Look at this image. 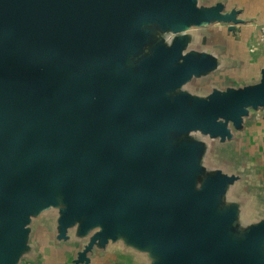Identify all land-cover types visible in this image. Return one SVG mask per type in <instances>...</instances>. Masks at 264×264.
Here are the masks:
<instances>
[{"label": "water", "instance_id": "obj_1", "mask_svg": "<svg viewBox=\"0 0 264 264\" xmlns=\"http://www.w3.org/2000/svg\"><path fill=\"white\" fill-rule=\"evenodd\" d=\"M223 9L222 3L198 8L194 0H0V50L13 47L23 61L49 57L78 73L103 71L124 63L140 43L145 20L165 26L216 21L236 30L241 11ZM201 58L206 69L219 67L212 52ZM173 59L157 51L137 86L100 77L98 98L76 80L49 85L43 71L0 62V183L6 181L0 264L26 249L29 213L49 207L59 194V240L95 229L76 261L88 263L94 248L124 239L143 252L152 248L156 259L147 255L148 264H264L256 261L264 215L238 245L225 239L224 229L236 220L240 201L230 194V205L213 213L239 175L217 169L194 187L193 147L163 155L150 142L171 128L232 140V129H242L252 110L261 109L264 117V73L259 81L229 85L203 99L190 101L181 93L169 100L164 91L201 68L192 60L172 66ZM124 227L131 233L123 234Z\"/></svg>", "mask_w": 264, "mask_h": 264}, {"label": "rangeland", "instance_id": "obj_2", "mask_svg": "<svg viewBox=\"0 0 264 264\" xmlns=\"http://www.w3.org/2000/svg\"><path fill=\"white\" fill-rule=\"evenodd\" d=\"M237 1L239 0H194V5L198 8H204L216 3H222L224 8L223 11L227 12L235 7ZM237 17L242 18V13L239 12ZM139 31L141 34L140 43L130 49L124 63L119 67L106 69L103 71L78 73L72 71L71 69L65 70V68L58 65L49 57H36L30 59L29 61H23L19 56L18 51L13 47H8L6 50H0V62L2 65H4V67L7 68L19 67L24 71H43L47 75V84L49 85H60L66 79H71L74 81L76 80L80 84H84L88 87L92 98H98L100 96V89L97 86L96 88L94 86L97 82V79L100 77H105L112 85L118 84L121 80H127L131 81L135 86H137L141 83V72L145 68L148 61L155 55L157 51L164 50L174 55L172 66L180 65L185 63L187 60L194 61L195 68L197 65L198 68L199 65L201 66V68L197 69V72L188 75L174 89L164 91L163 94L167 99L173 100L176 95L181 93L188 94L191 99L190 101H193L195 97H198V99H203V96H207L209 93L214 91L223 90L225 87L231 85V83L228 81L231 80L232 77L229 73L230 71L227 70L226 67H216L210 71L209 69H206L204 61H202L203 59L201 58L202 55L208 50H211L213 56L217 59L220 56L226 54V49L230 45L227 34L229 30L227 29L225 23L211 21L196 24L188 21H173L165 26L154 19H150L143 22L139 28ZM204 70L205 73H203ZM88 104V101L83 102V105L88 106ZM250 117L245 120L247 124L252 122ZM240 130L241 128H233L231 137L234 138L227 142H223L220 141L218 137H210L206 132H203L199 129L179 131L177 129L171 128L168 129L164 135L153 137L150 142L151 145L163 155L168 154L172 150H179L184 146H192L196 160V173L193 174L195 183L194 187H199L205 178L207 179V177L210 178V176L212 177L215 175L217 169H221L226 173H235V170L239 168V165H241L240 162L242 160L239 150L241 143L239 142V139H235L239 135ZM241 179L242 178L239 177L238 180ZM4 183H6V181ZM4 183H0V196ZM229 185L231 187L229 186L230 188H227V195L222 196L214 208L213 213L216 215L220 214L219 212L226 205H230L231 199H233L230 194H234L232 192L235 191L234 188L236 186V181L235 184ZM56 187L58 188L59 185H56ZM237 189H240V194L244 190L248 191V187L245 186L239 187ZM253 192L254 191L242 193H246V195H252ZM240 194H234V196L240 197ZM261 196V198L257 197L258 199L255 198L253 200V210L252 208L237 209L236 215H234L236 216V220L225 225L224 231L226 233V240L232 241L234 243L237 242L239 245L241 238L243 239L247 229L255 223V220L251 221V216L256 215V218H258V216L264 215V194ZM62 205V196L59 194L56 196L55 202L49 207L42 205L36 210H32L29 213L30 219L40 220L43 218L46 220L47 218H51L56 220L60 216L59 209L62 207ZM216 208L218 211L217 213ZM222 212H225V210ZM251 213H253V215ZM227 214L230 215L231 212L228 211ZM29 225L30 222L26 228H29ZM40 228L42 230L47 229L48 231H52L49 224H45V226L42 225ZM97 228L98 226L96 229ZM123 229V234L131 233L127 228L124 227ZM94 230V228H91L81 236H79L77 233L74 234L72 239L73 243L75 242L79 245H83L85 242H87L88 236ZM38 231L40 233L42 232L41 230ZM232 244L233 243L230 245ZM227 245H229L228 242ZM145 247L146 249L143 250L147 253L148 257H155L152 254V248L150 246ZM256 261H264V242L260 245Z\"/></svg>", "mask_w": 264, "mask_h": 264}, {"label": "crops", "instance_id": "obj_3", "mask_svg": "<svg viewBox=\"0 0 264 264\" xmlns=\"http://www.w3.org/2000/svg\"><path fill=\"white\" fill-rule=\"evenodd\" d=\"M235 8L240 9L243 23L238 24L236 30L228 31L230 46L226 54L219 57L218 64L230 71L232 78L228 82L231 85L241 86L259 81L264 73V42L260 41V37L264 36V0H239ZM208 52L211 53V50ZM261 112V109L250 112L252 122L247 124L244 121L235 139L241 143L239 150L242 156L241 165L235 173L242 179L236 182L232 193L240 194L237 188L242 186L248 187V191L242 192L254 191L252 195L241 192L240 197L235 198L241 202L243 209L253 210V200L264 194V117ZM255 219L256 215L251 216V221ZM45 224H49L52 231L40 228ZM56 231L55 219H30L26 249L17 251L6 264H148L146 252L127 244L124 239L117 240L104 250L94 248L88 253V263L76 261L77 251L82 245L73 243L71 236L74 233L71 232L69 240L64 241L57 238Z\"/></svg>", "mask_w": 264, "mask_h": 264}, {"label": "built area", "instance_id": "obj_4", "mask_svg": "<svg viewBox=\"0 0 264 264\" xmlns=\"http://www.w3.org/2000/svg\"><path fill=\"white\" fill-rule=\"evenodd\" d=\"M260 41H261V42H264V36H261V37H260Z\"/></svg>", "mask_w": 264, "mask_h": 264}]
</instances>
